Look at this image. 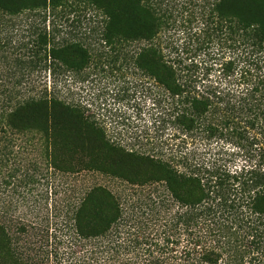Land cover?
<instances>
[{"label":"trees","instance_id":"obj_1","mask_svg":"<svg viewBox=\"0 0 264 264\" xmlns=\"http://www.w3.org/2000/svg\"><path fill=\"white\" fill-rule=\"evenodd\" d=\"M80 9L98 15L100 49L45 24ZM128 68L152 95L135 129L58 95L69 74ZM0 133L30 134L56 171L162 186L132 204L99 184L66 200L72 234L105 262L264 264V0H0ZM36 227L20 223V243L0 222V264H46Z\"/></svg>","mask_w":264,"mask_h":264},{"label":"rangeland","instance_id":"obj_2","mask_svg":"<svg viewBox=\"0 0 264 264\" xmlns=\"http://www.w3.org/2000/svg\"><path fill=\"white\" fill-rule=\"evenodd\" d=\"M98 19L92 9L66 10L57 12L54 17L48 15L45 24L50 25L48 20H52L60 30L58 36L83 39L90 47L100 49L96 40ZM14 21L19 23L13 30L17 34L15 36L25 35L26 22L18 19ZM106 66V63L102 65L105 69ZM87 72L83 79L70 74L63 77L66 86L60 87V91L67 90L58 95L63 97L66 93L67 99L81 101L90 110L102 108L99 111L109 117L106 125L112 122L111 119L119 121V116L129 125L128 129H135L146 122L152 105L148 79L129 68L121 69L112 77L105 72ZM61 77L56 79L60 80ZM38 78L41 83L45 81L51 85L52 78L46 73L41 72ZM116 92L118 94L114 96ZM8 138L10 142L7 141ZM3 139L7 141L6 144L1 141ZM236 163H240V158H237ZM95 184L105 186L129 204L137 199L154 197L156 193H166L159 184L139 187L93 171H56L46 164L41 147L30 139V134L0 133V222L9 227L10 235L20 243L25 236L17 233L15 228L27 219L38 225L45 237L43 247L48 251L46 264H111V261H104L105 253L103 255L99 252L100 245L96 241L77 239L68 226L66 200L70 203L77 202L80 195ZM125 207L130 208L128 204ZM132 210L138 213L137 208L129 211ZM159 225L160 220L155 222L152 231L156 233ZM37 237L38 235L32 238L34 247L37 246ZM182 243L181 240L180 245ZM178 250L179 246H176L175 252ZM128 255L118 254L113 258L120 262Z\"/></svg>","mask_w":264,"mask_h":264}]
</instances>
